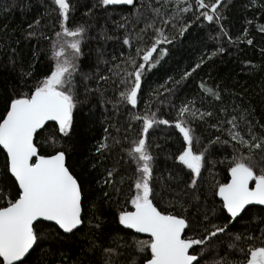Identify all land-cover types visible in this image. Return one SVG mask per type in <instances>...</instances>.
<instances>
[{
  "label": "snow or ice",
  "instance_id": "6c2138e0",
  "mask_svg": "<svg viewBox=\"0 0 264 264\" xmlns=\"http://www.w3.org/2000/svg\"><path fill=\"white\" fill-rule=\"evenodd\" d=\"M39 4L43 11L37 9L30 21H24L26 27L12 29L21 33L19 39L0 41V51L5 53L0 69L11 77L0 115V150L6 158L4 179L12 178L10 184H0V264H208L205 257L212 254L219 256L212 264H264V207L257 210L259 214L250 213L253 206H264V117L257 118L255 108L243 100L246 89L229 92L219 84L213 87L201 81L198 87L203 96L171 105L175 110L172 120L159 118L149 101L142 113L136 111L144 78L169 54L164 45L184 37L196 21L216 26V36L210 39L254 45L249 27L233 36L222 23L232 0H95L84 15L92 17L96 10L104 13L105 24L99 26L97 38L105 43L117 41L120 49L127 46L129 51L110 54L103 45L98 46L94 56L91 50L88 53L92 60L87 66L82 63L83 46L91 39L88 33L94 25L71 22L72 0H39ZM115 6L127 7L117 12ZM3 7L9 5L5 2ZM26 7L21 4L22 9ZM245 7L264 15V0H247ZM114 15L119 18L113 19ZM108 21L119 35L108 34ZM245 24L255 25L264 34V24L255 17L245 18ZM21 41L30 44L27 59L14 46ZM225 51L221 45L205 52L179 80L168 77L166 83L180 85L206 60ZM260 51L264 56V48ZM242 63L255 67L251 60ZM159 87L172 94L173 89ZM224 93L233 98L231 104L223 103ZM160 96L156 89L150 99ZM208 96L213 100L206 108ZM108 105L114 113L122 106L127 112L123 136L106 115ZM78 111L90 122L89 129L96 123L103 129L81 161L84 173L95 172L100 193L91 204L94 214L88 217L84 208L88 189L83 176L69 166L70 146L64 144L74 135ZM49 122L55 127L40 144L36 137ZM134 123L140 128L129 140ZM161 124L174 126L182 138L171 158L188 170L183 197L191 193L190 199L177 193L166 207L156 202L163 198L154 188L153 147L159 145L148 139L149 130ZM117 149L122 155L108 166ZM122 160L130 172L121 174ZM217 165L224 166L227 181L212 184L211 206L206 199L200 205L203 170L211 171ZM125 184L128 195L120 204ZM101 199L119 205L110 231H106L103 216L95 214ZM177 205L180 212L170 210ZM193 206L198 210L196 218L190 219L187 213ZM245 216L249 219L242 226L250 228L254 223L256 229L231 231ZM37 249L41 254L32 258ZM97 252L99 259H90ZM236 253L239 259H229Z\"/></svg>",
  "mask_w": 264,
  "mask_h": 264
},
{
  "label": "trees",
  "instance_id": "16d2710c",
  "mask_svg": "<svg viewBox=\"0 0 264 264\" xmlns=\"http://www.w3.org/2000/svg\"><path fill=\"white\" fill-rule=\"evenodd\" d=\"M6 2L9 7L4 8L3 4ZM75 5L74 11L70 14V20L72 23H89L94 26L89 30V37L91 39L84 42L83 50L85 52V58H82V63L87 66L91 63L92 57L88 56V53L92 52L94 56L95 48L103 45L110 54H117L119 50H123L126 53L129 51L127 46L124 49H120V43L114 40H108L106 43L103 40H99L98 28L100 25L105 24L103 19L104 13L96 10V15L92 17L85 16L84 13L89 7L95 3V0H72ZM21 4L28 5L29 7L21 8ZM247 0H232V4L229 9L225 11L226 19L222 21L224 27L229 30L230 34L237 36L243 30L244 27H249L250 38L254 40V45H247L246 42H240L239 44H228L226 40L219 41L215 38L210 39L209 37L216 36V26H209L207 22L196 21L190 27L189 32L185 34L184 37H179L176 42L172 45H164L169 48V54L165 56L159 64L155 66L144 78L142 84L141 99L138 103L136 109L137 112H143L145 109V101H149L152 104V110L157 111L159 118L172 120L175 117V110L171 105H177L184 101L185 99H192L203 96L198 85L201 81H205L209 86H215L219 84L221 89L227 88L229 92L241 91V88L246 89L243 100L247 103L250 102L255 108V116L257 118L264 117V56L261 55V48H264V34L258 33L255 25L248 26L245 24V18L253 19L259 24H264V15L259 13V10L253 11L251 8H246ZM14 5V6H13ZM127 6H115L117 12ZM37 9L43 11V8L39 4V0H0V41L10 39L15 41L19 39L21 33L16 31L12 32V29H19V27H26L24 21H30L33 15L36 13ZM112 9L110 8L109 11ZM191 18V14H188ZM119 17L114 15L113 19H118ZM4 25H8L7 30L4 29ZM107 27L109 29V35H119L120 33H114L112 28L114 27L111 21H108ZM35 44L36 41L31 42ZM223 46L226 51L220 53L217 56L212 57L211 60H206L199 69H197L190 78L183 81L180 85L174 86L172 82L166 83L168 77H173L174 80H179L183 71L192 68L205 52H212L216 48ZM25 54V58L29 53L30 44L21 41L19 45H14ZM5 60V53L0 51V63ZM45 58L42 55L41 61ZM244 60H251L254 68L243 65ZM46 63V61H45ZM43 71V67L40 68ZM83 70H87L85 67ZM173 89L172 94L164 91L162 87ZM11 86L10 73L7 70L0 69V115H3L5 107L6 98V87ZM159 89L161 96L155 99H150L153 90ZM232 97L229 93H224L223 103L229 105L232 102ZM159 100H163V103H159ZM213 98L208 96L205 97L204 107L207 108L208 102L212 101ZM239 102V100H237ZM93 104L96 103L95 100L92 101ZM219 103V102H214ZM199 107L200 104L198 103ZM109 112L106 113L111 120L116 123L118 127L121 128L120 136L124 135L123 129L127 127V112L122 106L119 113H114L112 111V106L108 105ZM131 110V106H128ZM86 111V109H85ZM100 109L97 112H102ZM76 125L74 135L71 139L65 140V146H70V154L68 157L69 166L77 174L83 176L85 181V186L88 189L86 193L85 200V216H92L94 214L91 204L96 200V197L100 194L98 187L94 183V179L97 178L95 172L89 171L84 173V165L81 163L84 155L86 154L88 148L96 139H99L103 135L102 126L96 123L91 129H89V121L81 113L76 114ZM214 122V121H210ZM264 122V121H262ZM55 127L54 122L49 123L48 127L44 131H40L36 137L37 142L42 144L45 138ZM134 130L128 133L129 140L134 138L136 132L139 131L140 124L134 123ZM113 135H116L114 129L111 130ZM199 134V131H198ZM148 139L153 145H159V148L153 147V153L156 157L155 161V171H154V188L159 196L163 199L157 200L159 206L166 207L167 202L173 199L177 193H181L184 189L185 182L189 179L188 170L178 166V162H174L171 158V154L176 152L177 149L181 147V137L178 134V130L172 125H157L153 129L149 130ZM42 151H50L42 150ZM230 151V150H229ZM122 153L119 150H114L111 157H109L107 164L111 166L113 159L121 156ZM223 155V154H221ZM5 153L0 150V184L11 183V177L8 180L4 179V164H5ZM130 172L131 169L127 167L124 161H121V174L125 172ZM171 177V178H170ZM227 173L223 165H217L212 168L211 171L205 169L203 170V179L200 181V192L202 193L200 205H203L205 199L209 206L212 205L213 199L211 196L212 184L214 182H226ZM128 195V184L123 186V192L120 196V204L124 202V196ZM191 193L188 197H183L181 193V198L190 199ZM216 203L218 205L219 198L216 197ZM119 205L116 203L106 204L103 199L97 203V212L95 214H101L105 219L106 231H110L115 227V211ZM262 206H253L250 209V213L257 211ZM180 212L181 209L177 205L174 209ZM197 207L193 206L187 213L190 219H194L195 213L197 212ZM249 219V216H245V220L236 223L235 227L231 228L233 232L247 233L256 229V225L253 223L250 228L243 227V223ZM215 222V221H214ZM131 231V230H129ZM123 234V233H122ZM191 234V233H189ZM255 234L258 233V229ZM140 239H147L148 237L141 234H136ZM130 239V237H126ZM258 243V242H257ZM241 247H246V242H241ZM40 249L33 252V257L40 255ZM75 254V250H73ZM224 253L221 251L220 255ZM239 253L234 256H230L229 259H239ZM31 259V258H30ZM90 259L98 260L99 253L97 252ZM219 259V256L212 254L205 257L208 264H212L213 261ZM28 264V262H26Z\"/></svg>",
  "mask_w": 264,
  "mask_h": 264
},
{
  "label": "water",
  "instance_id": "95a60500",
  "mask_svg": "<svg viewBox=\"0 0 264 264\" xmlns=\"http://www.w3.org/2000/svg\"><path fill=\"white\" fill-rule=\"evenodd\" d=\"M49 123H52V122H49ZM219 198V197H218ZM256 206H259V205H256ZM262 207H264V206H262ZM141 235H143V236H146L147 237V234H141Z\"/></svg>",
  "mask_w": 264,
  "mask_h": 264
}]
</instances>
